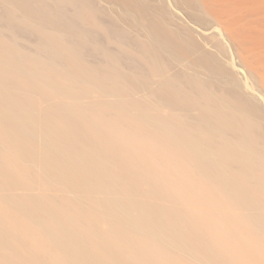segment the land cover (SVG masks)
<instances>
[{
    "label": "bare ground",
    "instance_id": "6f19581e",
    "mask_svg": "<svg viewBox=\"0 0 264 264\" xmlns=\"http://www.w3.org/2000/svg\"><path fill=\"white\" fill-rule=\"evenodd\" d=\"M154 3L0 0V264H178L194 237L212 264H264V109L219 40L203 49ZM129 188L157 197L154 222L134 219Z\"/></svg>",
    "mask_w": 264,
    "mask_h": 264
},
{
    "label": "rangeland",
    "instance_id": "374dc122",
    "mask_svg": "<svg viewBox=\"0 0 264 264\" xmlns=\"http://www.w3.org/2000/svg\"><path fill=\"white\" fill-rule=\"evenodd\" d=\"M151 1L155 2L154 4L156 5L163 2L166 6H169V9H172L173 13L175 12L174 14L177 16L178 23H189L195 30L196 40L201 44L203 49L213 52L217 51L213 39L219 40L223 47L222 52H220L221 60L238 78L243 89L254 96L259 105L264 109V0H199L209 17V22L206 25L191 21L188 16L189 11L186 8L187 6H183L182 4L180 6L176 5V0H158L157 3V0ZM110 13H108L109 17H115V15L111 16ZM108 16L105 15V18H108ZM177 21L173 22L177 23ZM112 46L114 48L117 45L113 43ZM254 73L259 75L262 82L254 77ZM102 84L104 86L107 85L105 81ZM115 93L124 98V105L130 106V104L136 103L148 112L156 108L154 104L148 101L146 94L141 91H115ZM85 101L89 103L96 100L90 97L85 99ZM88 172L86 168H76V173L80 175L88 177L91 175ZM118 176L123 180H130V169L121 168L118 171ZM115 186L116 189L121 190V186L117 182ZM14 187L16 194H24L22 185L16 183ZM57 192L60 195H65L63 189ZM129 192L136 201L131 208L134 219L146 221L148 224L154 222L156 215L159 213L147 211H156V206L159 204L157 197L148 196L144 191H139L135 188H129ZM166 199L168 204L174 208H181L183 205L168 196H166ZM154 214L156 215L153 216ZM172 230L177 233L182 232L181 229L176 227H173ZM207 238L194 237L193 240L187 238L186 240L181 239L184 247L174 255L178 264L214 263L213 253L200 245ZM185 247H188L193 253L188 255Z\"/></svg>",
    "mask_w": 264,
    "mask_h": 264
}]
</instances>
